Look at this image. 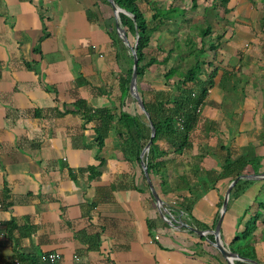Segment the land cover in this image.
Returning <instances> with one entry per match:
<instances>
[{
	"label": "crops",
	"instance_id": "crops-1",
	"mask_svg": "<svg viewBox=\"0 0 264 264\" xmlns=\"http://www.w3.org/2000/svg\"><path fill=\"white\" fill-rule=\"evenodd\" d=\"M156 1L186 8L188 22L202 23L213 0H195V10L192 0ZM139 6L150 19L147 0ZM218 10L204 39L217 48L206 51L203 66L204 78L216 74L190 145L178 153L165 138L156 141L164 154L149 178L158 203L141 163L118 147L120 125L112 122L98 150L96 122L74 109L78 99L117 112L139 107L131 94L120 100L129 49L110 35L109 1L0 0V264H47L48 252L58 253L54 264H227L201 236L233 179L223 167L228 155L256 158L259 167L246 166L251 176L236 195L230 191L219 238L229 250L260 209L254 249L264 264V0H229ZM155 38L161 48L172 41L165 27ZM162 71L153 65L139 82L144 101L169 89ZM187 198L194 199L191 215L181 206ZM190 216L207 226L202 234L187 227L197 228Z\"/></svg>",
	"mask_w": 264,
	"mask_h": 264
},
{
	"label": "trees",
	"instance_id": "trees-1",
	"mask_svg": "<svg viewBox=\"0 0 264 264\" xmlns=\"http://www.w3.org/2000/svg\"><path fill=\"white\" fill-rule=\"evenodd\" d=\"M108 2V0H105ZM229 0H213L210 5L203 7L204 20L200 22H190L186 29L182 26L188 22L186 17V8L160 6L156 0H147L148 5L153 13L150 19L144 15V11L139 6V0H113L114 4L121 10L117 13L116 21L124 29L127 37L131 33L135 38L132 44L137 56V78L136 88L140 98L142 99L145 111L138 107L136 113H130L122 110L116 111L115 107H98L91 108L83 99H78L74 103V109L80 113L85 121L93 120L96 122L94 131L98 150L104 145L112 122L115 120L120 127L117 130L118 147L123 156L128 160H134L140 163L142 160L146 165L148 176L155 175L160 171L161 161L158 157L164 154L160 151L156 143L158 139L165 138L168 140L175 151L181 152L190 145L189 134L194 128L200 108L207 95L208 87L213 84V77L216 74L214 68L206 78L203 74L206 72L204 64L207 50L217 48L216 43H209L206 47L204 41L212 33L214 21L219 18V7L226 6ZM198 7L195 0H192L191 9ZM211 17V19H209ZM186 26V25H185ZM163 27L172 36V41L167 47L161 48L156 43L155 34ZM111 37L123 49H129L128 45L117 34L115 24L112 25ZM199 38V42L195 41ZM156 47V48H155ZM156 49L165 53L162 59H158L155 53L148 50ZM155 50V52H156ZM211 61H208L210 64ZM153 65L162 67L161 77L163 83L169 86V89L154 91L149 101H144L139 82L145 75L146 71ZM124 75L121 77L120 91L121 103L124 104L125 98L130 96L129 83L133 70V55L129 49L124 67ZM230 79L228 76H222L220 85L224 87ZM132 100L136 102L133 96ZM150 122L155 127V134L152 143L144 152L142 157L140 153L150 138ZM250 165L257 172L259 161L256 158L240 157L232 159L227 156L224 160V171L232 174L233 179L244 173L246 166ZM232 179V180H233ZM245 178H240L231 190V196L236 195L240 191V185ZM223 197L218 204L219 211L209 227V231L201 236V239L214 240L213 229L220 215V208ZM194 199H185L181 206L186 209L187 214L191 215V208ZM264 208L263 203H259ZM261 211H257L251 215L244 224L241 231L236 232L229 242L230 251L237 253L239 257L233 259L234 264H248L251 261L259 263L254 243L260 238L256 233L257 222L260 218ZM191 225L204 230L207 226L200 224L191 216ZM35 262L37 261L34 259ZM36 264V263H35Z\"/></svg>",
	"mask_w": 264,
	"mask_h": 264
},
{
	"label": "water",
	"instance_id": "water-1",
	"mask_svg": "<svg viewBox=\"0 0 264 264\" xmlns=\"http://www.w3.org/2000/svg\"><path fill=\"white\" fill-rule=\"evenodd\" d=\"M111 7L114 10V14L115 16H117V13L121 10L120 8H118L113 0H108ZM115 27L117 30V33L119 34V36L122 38V40L128 45L132 55H133V70H132V75L130 78V83H129V91L130 94L134 97V99L137 101L139 107L145 111V106L144 103L142 101V99L140 98V95L138 94L137 88H136V78H137V56H136V52L133 48V46L129 43L128 41V37L126 35V33L124 32V29L118 24V22H115ZM146 115L148 116V112H146ZM155 134V127L152 124V122H150V138L147 141V143L145 144V146L143 147L141 153H140V157H142V155L144 154V152L149 148L150 144L152 143V138ZM141 166L143 168L144 174L146 176V179L149 183L150 186V190L154 196V198L157 200L158 203H161V199L158 196V194L156 193L155 189L153 188L151 182H150V178L148 176V172L146 170V165L144 164V162L141 160L140 161ZM251 175L248 174H241L237 177H235L231 183L229 184V186L227 187L225 194L223 196V200H222V204H221V208H220V215L217 219V222L215 224L213 231V235H214V240L211 241L209 240V242L220 252V254L227 260V264H232L231 260L234 258L239 257V255L237 253H234L230 250H228L227 248H225V246L221 243L220 238H219V231H220V226H221V222L224 216V213L227 209V204H228V197H229V193L232 189V187L236 184V182L240 179V178H244V177H250ZM261 176H264V173L261 174ZM189 229H191L192 231L198 233V234H202L203 231L191 226H187ZM254 264H258L256 261H251Z\"/></svg>",
	"mask_w": 264,
	"mask_h": 264
},
{
	"label": "built area",
	"instance_id": "built-area-1",
	"mask_svg": "<svg viewBox=\"0 0 264 264\" xmlns=\"http://www.w3.org/2000/svg\"><path fill=\"white\" fill-rule=\"evenodd\" d=\"M155 238H158V236H156ZM58 257L59 255L56 252H48L42 255L43 261L47 262V264H54L57 261Z\"/></svg>",
	"mask_w": 264,
	"mask_h": 264
},
{
	"label": "rangeland",
	"instance_id": "rangeland-1",
	"mask_svg": "<svg viewBox=\"0 0 264 264\" xmlns=\"http://www.w3.org/2000/svg\"><path fill=\"white\" fill-rule=\"evenodd\" d=\"M205 1H207V0H205ZM191 12V11H190ZM116 19H117V16H115V18H114V22L116 21ZM209 19H211V17L209 18ZM190 22H186V26L184 25V26H182V29H186L187 28V26H188V24H189ZM118 34V33H117ZM119 35V34H118ZM134 40H135V38L133 37V35L130 33L129 34V37H128V41H129V43L132 45L133 43H134ZM195 41H198L199 42V39H197V38H195ZM166 46H168V45H166ZM149 51V50H148ZM153 52H155V50H151L150 51V53H153ZM244 151V150H243ZM251 159V158H250Z\"/></svg>",
	"mask_w": 264,
	"mask_h": 264
}]
</instances>
